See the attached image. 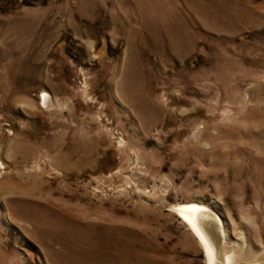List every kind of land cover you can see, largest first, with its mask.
Instances as JSON below:
<instances>
[{"label": "rangeland", "instance_id": "obj_1", "mask_svg": "<svg viewBox=\"0 0 264 264\" xmlns=\"http://www.w3.org/2000/svg\"><path fill=\"white\" fill-rule=\"evenodd\" d=\"M188 202L264 264V0H0V264H208Z\"/></svg>", "mask_w": 264, "mask_h": 264}, {"label": "bare ground", "instance_id": "obj_2", "mask_svg": "<svg viewBox=\"0 0 264 264\" xmlns=\"http://www.w3.org/2000/svg\"><path fill=\"white\" fill-rule=\"evenodd\" d=\"M175 211L199 238L206 252L207 263L224 264V261L222 262L220 259L222 255L228 251V247L225 243L226 233L224 230L219 231L220 229L218 230V234L216 233L217 231L214 232L216 229L212 231L213 224H209L210 220L215 219L212 210L207 208L205 204L188 202L176 206ZM205 220H207L208 224ZM219 224L220 223H218V226ZM229 259L230 256H227V260Z\"/></svg>", "mask_w": 264, "mask_h": 264}]
</instances>
